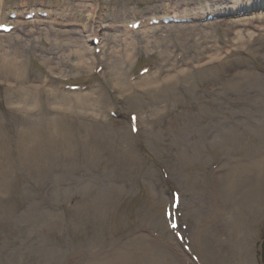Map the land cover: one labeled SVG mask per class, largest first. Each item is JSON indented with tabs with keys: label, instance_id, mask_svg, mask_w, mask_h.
Listing matches in <instances>:
<instances>
[{
	"label": "rangeland",
	"instance_id": "obj_1",
	"mask_svg": "<svg viewBox=\"0 0 264 264\" xmlns=\"http://www.w3.org/2000/svg\"><path fill=\"white\" fill-rule=\"evenodd\" d=\"M233 1L0 0V24L14 27L0 33V264H86L92 251L99 254V264L113 248L128 241L132 247L133 238L152 241L176 264H194L165 219L172 191L182 197L176 213L185 225L183 214L188 217L193 201L205 206L194 191L200 194L211 176L224 173L253 145L244 138L240 148L225 152L212 143L214 137L223 127L246 121L249 113L258 119L264 115V0H238L254 2L242 9H233ZM152 17L174 20L151 25ZM137 21L143 28L129 32ZM209 23L216 25L203 26ZM239 32L253 35L242 51L233 50ZM94 37L102 45H91ZM215 54L228 56V62L217 64L220 77L206 81L210 75L200 77L195 66ZM195 55L199 61L191 62ZM114 68L125 86L152 73L161 91L145 94L134 86L144 104L130 107L131 95L122 97L113 85ZM182 69L193 76L182 80ZM246 71L259 77L235 92L222 91V82ZM81 94L98 100L102 112L81 107ZM188 111L196 118L185 133L186 121L170 127L173 115ZM131 117L142 118L138 128L151 131L150 138L131 133ZM177 136L193 154L188 164L176 157L180 147L171 148ZM40 150L43 155L37 156ZM85 152L100 153L99 159L89 161ZM91 181L101 190L114 184L117 201L84 216L77 190ZM197 211L195 227L204 219ZM260 217L250 236L243 232L252 264H262ZM197 244L216 264L203 243ZM215 245L225 253L222 264H242V253L228 255L227 244ZM147 261L153 260L149 256Z\"/></svg>",
	"mask_w": 264,
	"mask_h": 264
},
{
	"label": "bare ground",
	"instance_id": "obj_2",
	"mask_svg": "<svg viewBox=\"0 0 264 264\" xmlns=\"http://www.w3.org/2000/svg\"><path fill=\"white\" fill-rule=\"evenodd\" d=\"M233 3V9H242L248 8V6L253 4L254 2L250 1L247 4H243L240 1L235 0V2L233 1ZM173 6H177V4L174 3ZM249 19L253 20L254 17L251 16L250 18H248V20ZM214 25L209 23L203 26L209 27ZM238 34V37H236L235 39V48L233 50L242 51L244 47L249 44L250 39L253 35H243L241 32H239ZM100 45H102V43H100ZM199 52L200 51H198V53ZM92 54L93 56L95 55L93 52ZM228 54L230 55V52H228ZM162 55H166V53H162ZM167 57L169 58V56ZM227 57H221L217 54L211 56L210 59L206 61L203 65L195 66L196 70H198L197 74H200V77L210 75L208 77L209 79H207L206 81H214L215 79L220 77L218 76L217 72V64L222 65L228 62ZM199 59L200 57L198 58L196 55L190 58L191 62H197L199 61ZM81 65L82 62L79 64V66ZM192 72L190 71V69H182L178 75H181L182 80H186L187 78L193 76ZM237 74V76L240 77L239 79H236L232 82L229 81L228 83L226 82L225 84V81L221 83L222 91L235 92L236 90H238V87H241V85L248 86L251 84L252 81L255 82L259 77L256 72L246 71ZM152 75L153 74L151 73L147 76H144L139 81L135 82L133 86H125L122 83V76L119 73V70H115L114 68L112 82L113 85L119 89L122 97L126 94L131 95L129 98H127V104L130 107L133 105L139 107L144 103L141 95L136 94V92L134 91V86H141V89H144L145 94L151 91L155 92L156 90L161 91V84L158 81L159 79L157 80L156 77L153 78ZM178 75H169L168 77L174 78ZM18 76H21L20 72H16L15 77L17 79ZM78 96H81V107L85 106L84 108H88L92 106L96 109L97 107H99L98 100H91L86 97L82 98V96H84L83 94ZM203 103L205 108V102ZM242 104L248 106L250 103H248L247 101H242ZM205 109L207 110L208 107H206ZM211 110L212 112L215 111L213 108ZM211 110H209V112H211ZM100 111L101 110H99V112ZM156 111L164 112L162 110L160 111L159 108H156ZM257 117H259L257 113H249L246 121H238L234 125V127L230 129H226L223 127V129L221 130L222 134L220 136L214 137L215 140L212 143L215 145V147H221L225 152H230L231 149L235 150L236 148H240V145H242L241 143H244V138L248 143H251L253 145H250L248 148L246 147L247 150L241 156L238 155L234 157L228 165L229 168L224 173L216 176H211L210 179L203 184L202 192L200 194L194 191L192 195L200 199V201L205 202L203 203V205L205 206L199 207L198 204L196 206V202L193 201L195 200V198L191 200V203L193 201L192 205L189 202V204L191 205V211L187 213V216L189 218L194 217L193 215L195 214L196 208V210L198 209L197 212L199 214L202 215L204 213L202 215L204 219H210L208 221L210 222V224H207L205 226L202 224V222L198 225L197 228H194L191 231L190 239L188 241L189 247H193V249L195 250L198 242L203 243L206 249L205 252L213 256V260H216L218 264L223 263V256H225V253L222 254V252L219 253L216 251V243H223V245L227 244V247L230 248L228 255L231 252L234 254L242 253V264H252L251 247L249 245L248 239L244 238L243 232L249 231L248 234L250 236V230L253 229V225L257 215L260 213V221L264 216V115L261 116L260 119H258ZM195 118L196 114L191 111H188L185 115L177 113L171 117L170 127H178L180 124L179 122L186 121L181 126V132L185 133L189 128V125L194 122ZM141 119L142 118H139L138 120L139 127L141 125ZM98 123L100 122L98 121ZM108 129L112 133L113 128L109 127ZM61 133L66 135L68 132L65 130ZM137 134L138 136H142L146 139V137L150 138L152 132H145V130L141 127L138 128ZM156 138H158V135H156ZM182 141L183 140H181V137L177 136L173 141L171 148L177 149L178 147H180V152H177V155H175L179 159L180 163L184 165L189 163L191 156L193 157V154L190 153V156L188 145L185 144L186 141ZM17 145L22 153V143H17ZM198 146L199 144L197 143L196 145H194L195 148L199 149ZM35 154L37 156H42L43 152L42 150H40ZM37 156L34 157L35 161H37ZM86 156L90 161L91 157H99L100 153L94 155L93 153L86 154L85 152L84 157L86 158ZM98 157H96L95 159H99ZM178 165L179 164H177V166ZM174 166H176V164ZM82 187L83 189L77 191H79V195L81 196L79 209L81 210L82 215L84 216L88 213L99 214L103 209V205L105 207V205L117 201L118 191H116V187L114 184H109L105 186L103 190H101L99 189V186L94 183V181H91ZM207 206L208 208H206ZM231 211L233 213L229 217V213ZM246 221H248L247 223L250 226L245 227ZM131 241L133 242L132 247L126 246L127 244H129L128 241L117 248H113L111 251H109V254L105 258V260H103V262L99 264H103L106 260L107 264H176V262H173L171 259H168L165 253H159L157 251L158 249L155 247L152 241H138V239L135 238H133ZM92 254L94 256H92ZM92 254L89 262H86V264H97L96 259H98V257L100 256L98 254L97 257V254L94 251H92ZM199 254L202 256L201 260L206 258L201 250ZM149 256L151 257V260H153L151 263L147 261Z\"/></svg>",
	"mask_w": 264,
	"mask_h": 264
}]
</instances>
